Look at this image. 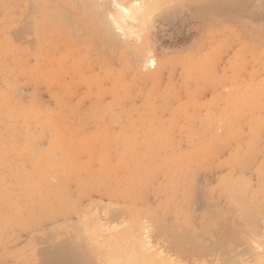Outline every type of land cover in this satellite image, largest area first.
<instances>
[{
    "label": "rangeland",
    "instance_id": "1",
    "mask_svg": "<svg viewBox=\"0 0 264 264\" xmlns=\"http://www.w3.org/2000/svg\"><path fill=\"white\" fill-rule=\"evenodd\" d=\"M65 1L0 0V264H258L264 0H175L95 47L81 24L72 39Z\"/></svg>",
    "mask_w": 264,
    "mask_h": 264
},
{
    "label": "bare ground",
    "instance_id": "2",
    "mask_svg": "<svg viewBox=\"0 0 264 264\" xmlns=\"http://www.w3.org/2000/svg\"><path fill=\"white\" fill-rule=\"evenodd\" d=\"M29 1V0H28ZM37 1V0H36ZM43 1V0H42ZM68 1V0H67ZM67 1H65V2H63L62 4L64 5V6H62V4H60V2H59V4L63 7V9H62V7H61V9H60V11L61 10H64L65 8L67 9V11H66V9L62 12V13H64V12H67V14L68 15H70V16H66V18L65 19H70V21L68 20V22H71L72 23V25H71V27H72V33H71V35H72V39H76V38H78V36H79V34L81 33V34H84V33H82L81 32V27H80V25L79 24H81L82 25V27H86V28H89V32L90 33H88L87 35H86V37L88 36V38L86 39V40H88V43H89V41L93 44V46L95 47V46H97V42L100 40V39H102L103 37H105L106 38V41H107V38H109L108 40V42L109 43H111V41L113 40L114 41V43H116L117 42V40H118V35H123L124 33L126 34V35H128V37L130 38L131 37V35L133 34L134 35V33H138L137 34V37H139V36H141V32L143 31V29L142 28H140V27H143L144 28V25L146 24V22H147V20H149L150 18H152L155 14H156V12H158V11H160V10H162V9H164L165 7H167L168 5H170L172 2H174L175 0H101V2L100 1H98V0H78V1H80V3H76L75 2V0H73L72 1V3L74 2L76 5H72V3H70L71 1L69 0V2H67ZM77 1V2H78ZM192 1V0H191ZM194 1H197V0H194ZM204 1V3H206L207 4V6L210 8V9H214V11L216 12V10H215V8L217 9L219 6L221 7V6H229V8H230V5H232L235 1H237V0H202V2ZM244 1L245 0H243V3H244ZM260 1V0H259ZM263 0H261V2H262ZM67 2V3H66ZM198 2V1H197ZM200 2H201V0H200ZM246 2V1H245ZM39 3H41L40 1H39ZM39 3L37 4V5H39ZM43 3V2H42ZM51 3H55V2H53V1H51ZM81 3H84V4H81ZM237 3L239 4V2L237 1ZM256 3H258V2H256ZM255 3V4H256ZM56 4V3H55ZM57 4H58V2H57ZM69 4L70 5H72V6H69ZM194 4V3H193ZM196 4V3H195ZM198 4V3H197ZM254 4V3H253ZM262 4H263V2H262ZM261 4V5H262ZM46 5V4H45ZM67 5V6H66ZM82 5H85V6H82ZM259 5V4H258ZM258 5L256 4V5H254L255 7L257 6L258 7ZM52 6V5H51ZM236 6H238L237 4H236ZM239 6H241V5H239ZM253 6V7H254ZM215 7V8H214ZM262 7H264V6H262ZM39 8V7H38ZM47 8V7H46ZM53 8V7H52ZM78 8V9H77ZM222 8V7H221ZM225 8H227V7H224L223 9L225 10ZM233 8H235V6H233ZM260 7H258V8H256V10L257 9H259ZM232 9V8H231ZM236 9V8H235ZM235 9H233V10H235ZM254 9V8H253ZM260 9H262V8H260ZM259 9V10H260ZM48 10V9H47ZM233 10H230L231 12L233 11ZM255 10V11H256ZM220 11V10H219ZM226 11H227V9H226ZM225 11V12H226ZM229 11V12H230ZM261 11V10H260ZM29 12V11H28ZM54 12V11H53ZM75 12V13H74ZM76 12H77V14H76ZM199 12H201V11H199ZM213 12V11H212ZM223 12V11H222ZM235 12V11H234ZM262 13L264 12V11H261ZM62 13H60V15H62V17H63V14ZM78 13H79V15H78ZM204 13V12H203ZM202 13V14H203ZM240 13H241V11H240ZM246 13H248V12H246ZM52 14V13H51ZM250 14V13H249ZM27 15H28V13H27ZM30 15V14H29ZM55 19H57V15L55 14ZM221 16H224L223 14L221 15ZM247 16V15H246ZM47 17V16H46ZM65 17V16H64ZM252 17V16H251ZM50 18H52V15H51V17ZM85 20H87L88 19V21L91 23H89V22H87V21H85ZM24 19V18H23ZM81 19H83L84 20V22L81 20ZM253 19V18H252ZM27 20V19H26ZM30 20V19H29ZM28 21V20H27ZM15 22V21H14ZM20 22V21H19ZM22 22H23V20H22ZM22 22H20V24L22 25L23 23ZM32 23V22H31ZM30 23V24H31ZM37 24V23H36ZM136 24V25H135ZM32 25H34L33 23H32ZM32 25H30V26H32ZM18 26V25H17ZM22 27V26H21ZM24 27V26H23ZM22 27V28H23ZM32 27H34V26H32ZM84 28H82V30L84 29ZM17 29H20V28H17ZM118 29H119V31H121L120 33L121 34H119L118 32ZM136 29H137V31H136ZM86 30V29H85ZM140 30H142V31H140ZM21 31V30H20ZM139 31V32H138ZM13 33V32H12ZM19 33V32H18ZM21 33V32H20ZM24 33V32H23ZM86 33H87V31H86ZM14 34H15V32H14ZM118 34V35H117ZM16 35L17 34H15V37H16ZM85 35V34H84ZM130 35V36H129ZM85 37V38H86ZM120 37V36H119ZM122 38H123V36H121ZM27 38V37H26ZM41 38V37H40ZM104 38V39H105ZM112 38V39H111ZM23 39V38H22ZM42 39V38H41ZM114 39H116V40H114ZM121 39V38H120ZM31 40V39H30ZM35 40V39H34ZM78 39H76V41H77ZM29 41V40H28ZM75 41V42H76ZM105 41V40H104ZM18 42V41H17ZM119 42V41H118ZM136 42H138V41H136ZM26 43V42H25ZM87 43V44H88ZM90 43V44H91ZM94 43L96 44V45H94ZM99 43V42H98ZM91 47H93L92 45H90ZM90 47V48H91ZM37 48V47H36ZM130 49V48H129ZM132 50H134V49H132ZM132 50H130V51H132ZM139 50V51H138ZM138 50H136V52L139 54V55H141L143 58H146L145 56H146V54H147V52L143 49V48H139ZM135 51V50H134ZM133 51V52H134ZM149 54H150V52H148ZM132 54H134V53H132ZM137 55V54H136ZM139 55H138V57H139ZM140 56V57H141ZM133 57V56H132ZM134 58V57H133ZM147 59V58H146ZM145 60V59H144ZM92 65V64H91ZM145 66V65H144ZM222 82V81H221ZM254 83H255V81H254ZM94 89V88H93ZM240 92V91H239ZM246 92V91H245ZM241 93V92H240ZM246 96V95H245ZM244 96V97H245ZM264 97V96H263ZM248 98V97H247ZM240 99H241V97H237V99H235V101H234V103L235 104H237V102H239V104H237V105H239V106H241L240 105ZM242 101V100H241ZM242 102H244V103H247V101H242ZM251 103V102H250ZM254 104H256V103H254ZM246 105V104H245ZM247 105H248V103H247ZM252 106V105H251ZM250 106V107H251ZM9 107V106H8ZM238 107V106H237ZM236 107V108H237ZM3 108V107H2ZM252 109V108H251ZM236 110H239V109H236ZM253 111V110H252ZM256 115V114H255ZM12 116V115H11ZM262 116V115H261ZM1 118V117H0ZM54 118V117H53ZM253 118V117H252ZM3 119V118H2ZM7 119V118H6ZM239 119V118H238ZM7 121V120H6ZM16 121V120H15ZM7 123V122H6ZM49 125H50V127L52 126L51 125V123H49ZM260 126H262L263 128H264V120H261V123L259 124ZM1 126V125H0ZM34 126V125H33ZM200 126V125H199ZM255 126V125H254ZM34 129V128H33ZM51 129H53V128H51ZM226 129V128H225ZM260 129V128H259ZM259 129H256V130H259ZM262 129V128H261ZM53 132V134H54V129L52 130ZM255 131V130H254ZM258 135V131L257 132H254L253 134H252V136H253V140H252V142L251 143H255L256 142V139H257V136ZM163 136H164V134H163ZM168 136V135H167ZM162 138V137H161ZM59 139H61V138H59ZM167 140H168V138L166 139V142H167ZM1 141V140H0ZM54 141H56V140H54ZM53 142V141H52ZM58 142H60V141H58ZM165 142V143H166ZM62 143V142H61ZM3 144H5V143H3ZM52 144V143H51ZM60 144V143H59ZM161 144V143H160ZM53 145V144H52ZM55 145V144H54ZM60 145H62V144H60ZM59 145V146H60ZM64 145V144H63ZM62 145V146H63ZM1 146V145H0ZM56 146H58V144L56 143ZM68 146V145H67ZM70 147V146H69ZM168 147V146H167ZM59 148V147H58ZM142 148V147H141ZM60 149V148H59ZM61 149H63V148H61ZM6 151V150H5ZM55 151V150H54ZM4 152V151H3ZM56 153H57V151H55ZM59 153H60V151H58ZM64 152V151H63ZM65 152H66V150H65ZM173 152V151H172ZM238 152V151H237ZM240 153V152H239ZM47 154V153H46ZM48 154H49V151H48ZM47 154V155H48ZM238 154V153H237ZM2 155H3V153H2ZM37 155V153L36 154H34V156H36ZM52 155H53V153H52ZM52 155H50V156H52ZM104 155V154H103ZM9 156V155H8ZM33 156V155H32ZM38 156V155H37ZM60 156H62V155H60ZM59 156V157H60ZM64 156V155H63ZM128 156V155H127ZM2 157V156H1ZM6 157V156H5ZM55 157V156H54ZM103 157V156H102ZM18 158V157H17ZM35 158V157H34ZM42 158V157H41ZM62 158V157H61ZM31 159V158H30ZM47 159H48V157H47ZM178 159V158H177ZM107 160V159H106ZM40 161V160H39ZM38 161V162H39ZM42 161V160H41ZM40 161V162H41ZM60 161H63V158H62V160H60ZM104 161H105V159H104ZM103 161V162H104ZM159 161V160H158ZM171 161H172V159H171ZM171 161H169V164L171 163ZM37 162V163H38ZM64 162V161H63ZM62 162V163H63ZM67 162V161H66ZM69 163H70V161H68ZM102 162V161H101ZM129 162H130V159H129ZM167 162V161H166ZM175 162V160L173 161V163ZM33 163H36V161L34 162L33 161ZM68 164V163H67ZM163 164V163H162ZM167 164V163H166ZM175 164V163H174ZM36 165V164H35ZM34 165V166H35ZM40 165V168H41V165H42V163L41 164H39ZM39 165H37V166H39ZM46 165V164H45ZM58 165V164H57ZM71 165V164H70ZM164 165L165 164H163V167H164ZM44 166V165H43ZM104 166V165H103ZM172 166V165H171ZM174 166V165H173ZM48 167V166H47ZM56 167V166H55ZM72 167V166H71ZM162 167V169H164ZM38 169H39V167H38ZM58 169H59V166H58ZM57 168L56 169H53V170H58ZM61 169V168H60ZM35 170V169H34ZM37 170V169H36ZM41 170H43V169H41ZM41 170H39V172L38 173H40V171ZM165 170V169H164ZM164 170H162V171H164ZM52 171V170H51ZM61 171V170H60ZM172 171V170H171ZM182 171V170H181ZM42 173H43V171H42ZM53 173H55L54 171H53ZM75 173V172H74ZM177 173V172H176ZM41 174V173H40ZM51 174V173H50ZM61 174V173H60ZM69 174V173H68ZM73 174V173H72ZM57 175V174H56ZM64 175V174H63ZM70 175V174H69ZM74 175H76V174H74ZM83 175V174H82ZM51 176H52V174H51ZM175 176V175H174ZM42 177H44V175H42ZM54 177V176H53ZM53 177H50L51 179H53ZM65 177V176H64ZM55 178H56V176H55ZM60 178H62V177H60ZM59 178V179H60ZM67 178V177H66ZM174 178V177H173ZM44 180H45V178H43ZM47 179V178H46ZM56 179H58V177L56 178ZM59 179H58V181H59ZM170 179V178H169ZM43 180V181H44ZM50 180V179H49ZM176 180V179H175ZM56 181V180H55ZM173 181H174V179H173ZM47 182V181H46ZM48 183H49V181H48ZM57 184H58V182H56ZM51 184V186L52 185H57V184ZM52 187H54V186H52ZM47 189H49V186H48V188ZM50 189H51V187H50ZM235 189V188H234ZM86 190V189H85ZM165 191V190H164ZM205 191V190H204ZM56 193H58L57 191H56ZM131 193V192H130ZM160 193V192H159ZM161 195V194H160ZM229 195H231V192L229 193ZM56 196V195H55ZM57 197V196H56ZM73 197V196H72ZM125 197V196H124ZM54 199V198H53ZM239 199V198H238ZM247 199H248V197H247ZM56 200V199H55ZM54 200V201H55ZM126 200V199H125ZM239 202V201H238ZM237 202V203H238ZM55 203H56V201H55ZM61 204H62V202H60ZM167 203V202H166ZM209 203V202H208ZM71 204H72V202H71ZM207 204V203H206ZM235 204V203H234ZM190 205V204H189ZM77 206V205H76ZM90 206V205H89ZM60 207V206H59ZM74 207V206H73ZM244 207V206H243ZM248 207H250V206H248ZM68 208V207H67ZM75 208V207H74ZM109 208V207H108ZM107 208V209H108ZM209 208V207H208ZM245 209V208H244ZM75 210V209H74ZM78 210V207H77V209H76V211ZM79 210H81V209H79ZM78 210V211H79ZM114 211L113 212H116V210H115V208L113 209ZM128 210V209H127ZM246 210V209H245ZM75 211V212H76ZM82 211V210H81ZM83 211H85V210H83ZM93 211V210H92ZM215 211V210H214ZM217 212V211H216ZM88 213V212H87ZM90 213V212H89ZM243 213V212H242ZM250 213V212H249ZM248 213V215H251V214H249ZM83 214H85V212L83 213ZM113 214V213H112ZM165 214V213H164ZM217 214H218V212H217ZM89 215V214H88ZM93 215V214H92ZM134 215V214H133ZM207 215V214H206ZM246 215V214H245ZM140 216V215H139ZM205 216V215H204ZM239 216V215H238ZM253 215H251V216H249L248 218H250V217H252ZM82 217V216H81ZM90 217V216H89ZM221 217V216H220ZM242 217V216H241ZM245 217V216H244ZM84 218H86V216L84 217ZM91 218V217H90ZM83 219V218H82ZM251 219V218H250ZM165 220V219H164ZM243 220V219H242ZM247 220H249V219H247ZM246 220V221H247ZM81 221V220H80ZM85 221V219L83 220V222ZM206 221V220H205ZM250 221V220H249ZM258 221H259V219H258ZM86 222V221H85ZM204 222V221H203ZM241 222H243V221H241ZM252 222H253V220H252ZM252 222H250V223H252ZM256 222V221H255ZM87 223V222H86ZM86 223H85V225H86ZM160 223V222H159ZM258 223V222H257ZM140 224V223H139ZM167 224V223H166ZM237 225H238V223H236ZM243 224V223H242ZM246 224V223H245ZM85 225H83V227H85ZM104 225V224H103ZM157 225V224H156ZM168 225V224H167ZM205 225V224H204ZM77 226V225H76ZM76 226H73V227H75L74 229H76ZM82 226V225H81ZM158 226H159V224H158ZM161 226V225H160ZM160 226H159V230H160ZM164 226H166V225H164ZM180 226H182V225H180ZM246 226V225H245ZM257 226V225H256ZM256 226H255V228H256ZM141 227H142V225H141ZM247 227V226H246ZM254 227V226H253ZM98 228V227H97ZM103 228V227H102ZM111 228V227H110ZM162 228H163V225H162ZM166 229H167V226L165 227ZM203 228V227H202ZM207 228V227H206ZM208 228H210V227H208ZM143 229H145V228H143ZM204 229H205V227H204ZM77 230V229H76ZM82 230H83V228H82ZM85 230V229H84ZM156 230H158V229H156ZM164 230V229H163ZM209 230V229H208ZM208 230H206V232L208 231ZM220 230V229H219ZM252 230V229H251ZM86 231V230H85ZM90 231H92V230H90ZM114 231H115V229H114ZM140 231V230H139ZM144 231V230H143ZM143 231H142V233H143ZM145 231H146V229H145ZM149 231V230H148ZM200 231H201V229H199V233H200ZM230 231H232V230H230ZM250 231V230H249ZM61 232V231H60ZM95 231H92V232H90V233H92L93 234V237L94 236H96V234L94 233ZM98 232H101V231H99L98 230ZM113 232V231H112ZM155 232V231H154ZM203 232V231H202ZM204 232H205V230H204ZM211 232V231H210ZM256 232V231H255ZM78 233V232H77ZM159 233V232H158ZM160 233H161V230H160ZM171 233V232H170ZM209 233V232H208ZM213 233V232H212ZM211 233V234H212ZM215 233V232H214ZM251 233V232H250ZM71 234V233H70ZM95 234V235H94ZM102 234H103V232H102ZM110 234V233H109ZM156 234V233H155ZM163 234V233H162ZM176 234V233H175ZM157 235V234H156ZM155 235V236H156ZM177 235H178V233H177ZM190 235H192L191 233H190ZM196 235V234H195ZM210 235V234H209ZM213 235V234H212ZM234 235H236V234H234ZM239 235V234H238ZM237 235V236H238ZM70 236V235H69ZM69 236H68V238H69ZM145 236H147V235H145ZM165 236H167V235H165ZM199 236V235H198ZM198 236H196V238L198 237ZM49 238L50 237H52V236H48ZM66 237V236H65ZM90 237H91V235H90ZM110 237V236H109ZM144 237V236H143ZM161 237V236H160ZM175 237V240H176V237H178V240H179V235L178 236H174ZM241 237V236H240ZM67 238V237H66ZM66 238H64V241H67V240H65ZM97 238V237H96ZM95 238V239H96ZM112 238V237H111ZM146 238H148V237H146ZM146 238H144V239H146ZM169 238V237H168ZM189 238V237H188ZM194 238V237H193ZM214 238H216V237H214ZM227 238V237H226ZM239 238V237H238ZM252 238V237H251ZM74 240H75V238H73ZM80 239H81V237H80ZM99 238H97V240H98ZM113 239V238H112ZM139 239V238H138ZM189 239H191V238H189ZM202 239V238H201ZM216 239H218V238H216ZM229 239V238H228ZM241 239V238H240ZM69 240H72L71 238L69 239ZM82 240V239H81ZM84 240H86V239H84ZM178 240L176 241L177 243H180L181 241L179 240V242H178ZM192 240V239H191ZM253 240V239H252ZM114 241V240H113ZM126 241V240H125ZM139 241V240H138ZM219 241V240H218ZM77 242V241H76ZM81 242V241H80ZM92 242V241H91ZM96 242V241H95ZM109 242V241H108ZM128 242V241H127ZM222 242V241H221ZM230 242H232V241H230ZM73 243V242H72ZM79 243V242H78ZM97 243V242H96ZM133 243V242H132ZM207 243V242H206ZM208 243H209V241H208ZM222 243H224V242H222ZM229 243V242H228ZM75 244V243H74ZM81 244V243H80ZM87 244V243H86ZM94 244V243H93ZM191 244V243H190ZM202 244H203V242H202ZM210 244V243H209ZM213 244V243H212ZM211 244V245H212ZM49 245V244H48ZM106 245V244H105ZM139 244H137V246H138ZM141 248H142V251L143 252H145L146 253V251H148V252H150L152 249H154V247L151 245V243L150 242H148L147 240L145 241V240H142L141 241ZM139 245V246H140ZM182 245H184V244H182ZM205 245V244H204ZM216 245V244H215ZM222 244H220V246H221ZM229 245H230V243H229ZM79 246H84V245H79ZM92 246V245H91ZM126 246V245H125ZM180 246V245H179ZM193 246H195V245H193ZM210 245H208V247H209ZM224 246V245H223ZM228 246V245H227ZM63 247V246H62ZM76 247V246H75ZM207 247V246H206ZM46 248V247H45ZM44 248V249H45ZM55 247H53V249H54ZM140 248V247H139ZM178 248H180V247H178ZM178 248H176V249H178ZM182 248V247H181ZM197 248H198V246H197ZM196 248V249H197ZM201 248V247H200ZM215 248V247H214ZM59 249V248H58ZM75 249V248H74ZM74 249H73V251H74ZM84 249V248H83ZM105 249V248H104ZM189 249V248H188ZM203 249V248H202ZM201 249V250H202ZM218 249V248H217ZM57 250V249H56ZM78 250V249H77ZM119 250V249H118ZM181 250V249H180ZM184 250V249H183ZM208 250H211V248H209ZM213 250V249H212ZM229 250V249H228ZM72 251V252H73ZM86 251H87V249H86ZM93 251V250H92ZM97 251V250H96ZM132 251V250H131ZM188 251V250H187ZM207 251V250H206ZM221 251V250H220ZM225 251V250H224ZM230 251V250H229ZM253 251V250H252ZM76 252V251H75ZM79 252V251H78ZM82 252V251H81ZM118 252H120V250L118 251ZM175 252V251H174ZM185 252V251H184ZM212 252V251H211ZM210 251H209V253H211ZM256 251H254V253H255ZM51 253V252H50ZM53 253V252H52ZM51 253V254H52ZM54 253H55V251H54ZM58 253V252H57ZM59 253H61V251H59ZM59 253H58V255H59ZM64 252H62L61 253V258L63 259L64 258V260H63V262H61V261H59L61 264H64V261H66L65 259H68L69 258V261H67L65 264H70L71 262L70 261H74L73 259H75L76 257H73L74 255H72V260H71V255H70V253L69 254H67V253H64V255H66L67 254V256L65 257L64 255H62ZM77 253V252H76ZM88 253V252H87ZM123 253H125V251L123 252ZM207 253V252H206ZM208 253V254H209ZM228 252H226V254H227ZM78 254V253H77ZM107 254H109L110 255V253H107ZM134 254V253H133ZM151 254V253H150ZM162 252H159L158 254H157V256L158 257H161L162 256ZM185 254V253H184ZM49 255V254H48ZM84 255H86L85 256V258L87 257H89V260H87L86 262H87V264H88V261H90V255H88V254H84ZM83 255V256H84ZM88 255V256H87ZM125 255V254H124ZM147 255V254H146ZM197 255L198 256H200L199 255V249H198V253H197ZM53 256V255H52ZM54 256H56V254L54 255ZM64 256V257H63ZM70 256V257H69ZM77 256V255H76ZM78 256H82V255H78ZM104 256V255H103ZM108 256V255H107ZM156 256V257H157ZM163 256H165V255H163ZM185 256H186V254H185ZM188 256V255H187ZM202 256V255H201ZM80 257H78L79 259H80ZM115 257V256H114ZM129 257H131V256H129ZM157 257V258H158ZM57 258V257H56ZM84 258V259H85ZM118 258V257H117ZM117 258H116V260H117ZM148 258V257H147ZM166 258V257H165ZM49 259V258H48ZM77 259V258H76ZM47 260V259H46ZM50 260V259H49ZM55 260V259H54ZM99 260V259H98ZM105 260V259H104ZM114 260V259H113ZM115 260V261H116ZM171 260V259H170ZM170 260H169V262H170ZM256 260V259H255ZM55 261H57V260H55ZM55 261H53L52 259H51V261L49 262L50 264L52 263L53 264V262H54V264H55ZM130 261V262H129ZM129 261H127L126 260V262H129L128 264H132V259H130L129 258ZM222 261V260H221ZM231 261H232V259H231ZM59 262H56L57 264H59ZM69 262V263H68ZM75 262V261H74ZM114 262V261H113ZM113 262H111V263H113ZM152 262H153V260H152ZM164 262H166V261H164ZM163 262V263H164ZM81 263V262H80ZM102 263H103V261H102ZM119 263H120V261H119ZM232 263V262H231ZM77 264V263H76ZM79 264V263H78ZM82 264V263H81ZM91 264V263H90ZM94 264V263H93ZM123 264V263H122ZM127 264V263H126ZM160 264V263H159ZM168 264H171V263H168ZM221 264H222V262H221ZM226 264H228V262L226 263ZM258 264H264V259L262 260H260L259 261V263Z\"/></svg>",
    "mask_w": 264,
    "mask_h": 264
},
{
    "label": "snow or ice",
    "instance_id": "3",
    "mask_svg": "<svg viewBox=\"0 0 264 264\" xmlns=\"http://www.w3.org/2000/svg\"><path fill=\"white\" fill-rule=\"evenodd\" d=\"M238 2L242 6L243 0H238Z\"/></svg>",
    "mask_w": 264,
    "mask_h": 264
}]
</instances>
